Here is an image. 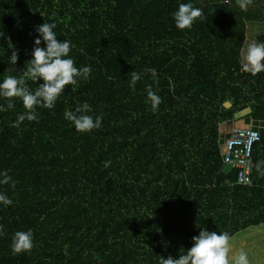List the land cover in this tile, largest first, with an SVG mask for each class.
<instances>
[{"label": "trees", "instance_id": "obj_1", "mask_svg": "<svg viewBox=\"0 0 264 264\" xmlns=\"http://www.w3.org/2000/svg\"><path fill=\"white\" fill-rule=\"evenodd\" d=\"M189 2L202 18L179 30L172 13ZM43 22L91 71L53 108L36 106V120L15 123L19 98L0 112V171L15 181L0 185L12 200L0 206V264H160L201 227L228 233L230 260L244 251L264 264V72L240 70L246 24L264 22V0L245 11L237 0H0V79L26 71ZM37 83L26 78L30 91ZM148 86L161 100L155 112ZM84 102L102 120L81 133L64 112ZM235 126L259 136L250 186L220 155ZM26 230L32 249L13 254V235Z\"/></svg>", "mask_w": 264, "mask_h": 264}, {"label": "clouds", "instance_id": "obj_2", "mask_svg": "<svg viewBox=\"0 0 264 264\" xmlns=\"http://www.w3.org/2000/svg\"><path fill=\"white\" fill-rule=\"evenodd\" d=\"M252 0H237L241 11H245ZM197 18H202L199 8L193 7L192 3H181L172 13L174 25L179 30L190 29ZM54 23H41L35 27L36 35L33 38L31 58L26 62L28 67L22 76H6L0 79V97L6 99V106L0 105V112L13 108L11 98H19L25 109L24 113L17 116L16 124L25 119L33 121L37 119L35 107L53 108L55 102L66 85H76L77 77L84 76L91 71L90 67L77 68L69 55L70 41L58 40L53 29ZM0 32V37H3ZM11 44V43H9ZM43 44V47H41ZM19 59V50L12 44L9 49L8 63L15 65ZM240 70L255 76L264 72V42L249 43L242 51ZM153 77L156 76L155 69H147ZM26 78L37 83V88L30 91L26 86ZM140 79L139 74L133 72L129 86L135 87ZM160 97L152 91L151 86L146 88V103L155 112L160 104ZM92 109L87 102L77 105L74 110H66L64 117L70 122L75 131L85 133L101 126L102 118L93 117L90 113ZM15 126V125H14ZM10 184L15 187V181L6 171H0V185ZM12 200L3 192H0V206H8ZM2 227V226H0ZM229 240L226 232L209 231L200 228L198 235L191 238V247L178 255V258L169 256L160 259V264H249L247 254L240 251L229 259ZM11 251L13 254L30 251L33 247L31 230L17 231L11 241Z\"/></svg>", "mask_w": 264, "mask_h": 264}, {"label": "built area", "instance_id": "obj_3", "mask_svg": "<svg viewBox=\"0 0 264 264\" xmlns=\"http://www.w3.org/2000/svg\"><path fill=\"white\" fill-rule=\"evenodd\" d=\"M259 140L258 133L253 131L250 126H235L229 131L224 140L220 155L222 162L228 167L240 169L238 183L250 186L251 148Z\"/></svg>", "mask_w": 264, "mask_h": 264}, {"label": "rangeland", "instance_id": "obj_4", "mask_svg": "<svg viewBox=\"0 0 264 264\" xmlns=\"http://www.w3.org/2000/svg\"><path fill=\"white\" fill-rule=\"evenodd\" d=\"M211 1H224V0H211ZM264 33V22H248L245 30V42L242 51L246 49L247 45L256 41V36ZM235 254V253H234Z\"/></svg>", "mask_w": 264, "mask_h": 264}, {"label": "water", "instance_id": "obj_5", "mask_svg": "<svg viewBox=\"0 0 264 264\" xmlns=\"http://www.w3.org/2000/svg\"><path fill=\"white\" fill-rule=\"evenodd\" d=\"M224 105H225V107H228V106H229L228 103H225ZM249 111H250L249 108H246V109H244V110L238 112L237 114L234 115V119H239V118H241L242 116L248 114Z\"/></svg>", "mask_w": 264, "mask_h": 264}]
</instances>
